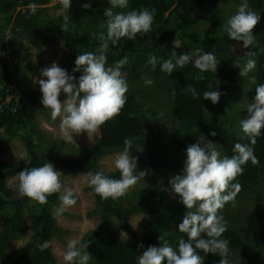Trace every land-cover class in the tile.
I'll return each mask as SVG.
<instances>
[{"label": "trees", "instance_id": "trees-1", "mask_svg": "<svg viewBox=\"0 0 264 264\" xmlns=\"http://www.w3.org/2000/svg\"><path fill=\"white\" fill-rule=\"evenodd\" d=\"M47 2L48 0H0V133L17 134L24 143L26 155L25 163L20 164L0 158V264H65L56 259L50 244L51 237L59 230L52 213L58 194L49 196L48 203L41 205L27 197H21L14 186L6 183L7 178L17 175L24 168L31 169L50 162L68 169L95 173L101 171L95 163V156L101 149L124 147L125 138H132L130 152H135L137 146L142 148L152 165L167 168L174 176L182 172L186 160V156L179 155L177 151H185L189 145L194 144L195 136L220 144L223 154L229 158L234 155L235 143H250L247 137L241 138L234 130L224 126L226 118H218L225 108H231L227 102V94L243 86L242 76L233 69L219 65L216 73H201L194 66V60L183 71L179 70L172 80H168L163 73L152 77L159 90L162 81L168 80L166 90L171 97V110L166 112L177 121L176 129L170 137H166V125L161 122L159 115L149 102L143 100L146 94L141 93L139 96L136 92H131L126 94L127 101L121 113L100 128L98 137L91 144L79 149L78 153L72 147L74 154H80L81 158L67 157L66 149L59 148L51 141L42 144V136L33 122V115L37 108L44 107L24 69L20 65L10 64L3 55V43L16 46L23 38L32 43L48 38L59 39L65 51V69L73 75L76 57L82 52H95L100 47L98 36L101 31L106 35V27L102 29L100 25L106 19L103 12L107 8L101 0H72L69 12L48 17L42 14L45 8L41 6ZM203 2L204 0H128L130 10L155 9L151 31L139 35L151 42L132 48L126 47L122 39L117 45L110 43L106 54L108 66H114L116 61L126 57L127 63L121 71L127 77L134 78L144 70L152 71L150 65L145 66L150 54H154L162 63L164 59L171 57V50L179 55L194 54L193 46L199 45L203 48L214 47L215 52L218 49L227 54L229 46L238 45L241 49L240 59L256 54L253 72L255 83L252 89L255 96L256 86L264 84V47L255 30V42L245 48L242 41L230 40L226 32L215 34L220 25L218 20L211 22L202 31L190 29L198 20L196 10ZM85 3H90L91 7L85 9ZM248 4L250 9H264V0H248ZM32 6H36L35 13L31 11ZM65 14L70 19L67 31L63 32L60 26L64 23ZM175 39L179 41L177 48L173 47ZM214 44H217V49ZM159 69L160 63L155 71ZM198 75L205 78L195 79ZM189 86L200 94L198 99H193L191 93L186 92ZM211 90L222 93L216 104L203 99V93ZM213 130L217 132L214 137L210 135ZM162 137L166 138L165 143ZM62 152L65 153L61 154ZM254 154L259 159V165L254 166L249 161L243 166V174L233 181L242 186V191L264 177V130L257 138ZM104 174L110 178H120L117 169ZM166 183L169 184V181L142 186L137 191L136 198L129 203L102 200L93 190L94 210L99 223L81 237V244H88L85 249L92 255V264H138V257L143 251L149 246L159 247L164 241L178 250L179 241L187 240L186 234L178 229L187 211L179 196L167 191ZM25 211L30 217L28 223L24 218ZM136 212L144 215L143 232L138 238L129 241L112 231L110 217L123 224ZM27 226L30 231L24 244L6 253L12 236L20 234ZM160 236L164 240L160 241ZM202 238L207 237L202 234ZM221 238L227 239L229 248L236 252V261L230 264H264V211L247 213L238 228L227 226V231ZM44 241H48L50 246L41 251L40 244ZM141 244L143 248L138 247ZM197 251L204 256V264H218L221 258L219 255Z\"/></svg>", "mask_w": 264, "mask_h": 264}, {"label": "clouds", "instance_id": "clouds-1", "mask_svg": "<svg viewBox=\"0 0 264 264\" xmlns=\"http://www.w3.org/2000/svg\"><path fill=\"white\" fill-rule=\"evenodd\" d=\"M71 2L72 0H59L62 14L65 11L69 12ZM109 4L110 7L103 12L106 19L100 25L102 29L106 27V35L101 31L98 36L101 41L100 47L95 52H82L75 59L72 71L82 73L78 81L56 62L41 69V76L46 79L34 80V83L39 84L42 93L40 104L50 109L53 121L60 118V131L68 142L73 140V133L79 135L86 132L90 138V135L97 133L106 122L115 119L126 104L128 83L121 68L127 63V58L116 61L114 66H107L105 53L109 44L117 45L122 38L135 40L137 35L147 34L152 29L155 9L114 12V8H127L128 0H109ZM83 7L88 9L91 4L85 3ZM31 11L35 13L34 6L31 7ZM260 18V14L250 9L248 0H243L236 13L226 21L224 31L230 40L242 41L243 46L247 48L255 42L253 30ZM69 19L68 15H63L64 23L60 26L63 32L67 31ZM173 47H179L178 40L173 41ZM199 53L200 50H197L194 66L201 73H216L219 63L217 57L212 52ZM192 60V54L177 56L173 51L172 58L164 59L162 63L154 54H150L145 66L150 65L151 70L155 71L157 64L160 63V71L170 74L176 69H183ZM235 65L240 68V76H247L249 72L255 70L256 61L248 59L242 68L238 62H235ZM204 78L203 75L195 77L198 80ZM252 81L255 83V77H252ZM144 83L150 86L153 80L145 78ZM62 92L66 96L63 101L59 99ZM186 92L191 93L193 99L200 97L192 86H189ZM221 95L222 93L217 90L205 91L203 99L216 104ZM38 97L40 101V96ZM247 110L249 117L241 120V131L250 143H235L234 155L231 158H221L210 140L205 142L200 138V142L187 147L182 172L169 180L171 186L169 191L179 196L180 202L187 210L178 225L179 232L186 234L187 240L179 241L178 250L169 246L167 241L159 247L149 246L138 257V264H165V261L166 264H204V256L197 250L204 254L219 255L221 258L218 264H230L229 241L221 238L227 231V221L220 213L226 204L231 203L235 206L236 196L242 186L233 181L243 174V166L249 161L254 166L259 165V159L254 154V146L264 130V84L256 86L254 99ZM210 135L214 137L217 132L213 130ZM131 147L132 138H125L124 150L115 157L114 167L120 173L119 179L110 178L103 171L87 174L88 186L102 200L115 201L124 197L130 189L135 188L139 179L147 174L145 171H138V175L135 174L137 160L129 155ZM61 174L52 163L46 162L42 166L24 168L18 172L16 182L12 186L21 197H27L41 205L48 203L49 196L59 194V206L53 210V216L58 218L77 203L75 192L62 184ZM202 234L207 238H202ZM159 239L164 240L162 236ZM49 246V242L44 241L40 244V250L43 251ZM138 247L144 246L141 244ZM81 248H88V244H81L75 239L70 240L63 259H56L64 261L65 264H89L92 255L88 251L81 252Z\"/></svg>", "mask_w": 264, "mask_h": 264}, {"label": "rangeland", "instance_id": "rangeland-1", "mask_svg": "<svg viewBox=\"0 0 264 264\" xmlns=\"http://www.w3.org/2000/svg\"><path fill=\"white\" fill-rule=\"evenodd\" d=\"M107 8L110 7L109 0H101ZM243 0H204L202 5L196 10L198 12V20L194 23L190 29L194 31H202L214 20H218L220 25L217 27L215 34L225 33L224 26L226 21L236 13L239 5ZM45 8L42 11V14L48 17H56L61 14L62 6L59 3V0H48L47 3L41 5ZM37 6V7H41ZM25 7V6H21ZM19 7V8H21ZM36 7V6H34ZM256 13L260 14L261 18L258 24L255 26V34L257 35L259 42L262 47H264V9H251ZM114 12H125L131 11L129 7L120 9L114 8ZM20 43L16 46H10L6 43H3L2 53L8 60L10 64L20 65L25 73L26 77L30 80L33 86L37 89L38 95L40 96V102L42 100V93L40 91V86L38 83H34V80L46 79L41 76V69L51 66L53 62L58 63V65L65 69V51L63 43L59 39H44L42 41H37V43H32L26 40L25 38L21 39ZM122 41L127 45L126 47L132 48L135 46H142L143 44H149L150 39H145L142 36L137 35L135 40L122 38ZM216 49L218 48L217 44H214ZM259 46V47H261ZM194 54L193 60L197 58V50H200L199 54L203 52H212L217 59L219 60L218 65L226 68L233 69L240 73V68L235 65V62H238L242 68L248 59H255L256 54L250 55L240 59L241 49L238 45L229 46V53H221L217 49V52L212 48H203L199 45H194ZM109 49V48H108ZM108 49L106 53H108ZM261 49V48H260ZM171 50V57L172 58ZM177 54V53H176ZM227 55V57H226ZM179 56V54H177ZM108 66V64H107ZM183 71V69H176L172 73L167 74L161 72L160 69L156 71L144 70L138 76L134 78H129L124 75L128 83V93L136 92L141 96L146 94L143 97V100L149 102L152 108L156 111V114L159 115L161 122L166 125L167 136L170 137L177 126V121L174 117H171L169 112L166 110H171V97L167 93V84L168 80H172L176 76L177 72ZM254 71L249 72L247 76H242L244 82L243 86L238 90L230 91L227 94V102L231 105V108H225L219 115L218 118H226L227 121L224 122V126L228 129L234 130L237 135L241 138L246 137L241 131V120L247 119L249 113L247 107L252 103L254 96L252 94L253 81L252 77ZM73 73V71H72ZM164 74L165 79L161 83L160 90L157 88L154 83V77L156 74ZM82 73L77 71L73 75L77 78ZM145 78L153 80V83L150 86H146L144 83ZM158 81V80H157ZM59 99L63 101L66 99L65 94L62 92ZM33 122L36 124L39 134L42 136L41 143L44 144L48 141H51L52 144L58 146L59 148H65L67 151V157H76L81 158L80 154H74L72 147L76 148L78 153L79 149L91 144L95 137H98L99 132L91 134L88 138L87 133H81L79 135L73 133V140L71 142L66 141L60 131V118L53 121L50 116V109L47 108H37L33 115ZM172 133V134H171ZM200 138L206 142L207 139H204L200 136H195L193 138L194 143L200 142ZM163 142H166V138H163ZM214 147L219 151L220 157H226L223 154V151L220 147V144L213 142ZM203 146V144H201ZM124 150V147L115 146L111 148L101 149V152L95 156V163L99 170L103 172H109L115 169L114 160L115 157ZM100 151V149H99ZM179 155L186 156L185 151H177ZM65 152H62L63 154ZM175 153V152H173ZM131 157H135L137 160V172L145 171L147 174L144 178H140L135 188L130 189L127 195L118 199L119 201H124L126 203L131 202L137 191L144 185L156 184L158 181L167 180L169 181L172 177L171 173L167 168H161L158 165H152L148 158V154L140 147H136L135 152H130ZM25 148L24 143L17 134H5L0 133V158L13 163H25ZM54 167L60 171L61 182L64 187L71 188L75 194L77 203L64 212L60 217H54V221L58 226V232L52 238L51 250L56 258L63 259V255L67 250V245L70 240H79L81 243V236L88 230L92 229L99 223L98 215L95 213V198L93 196V189L88 186L87 183V171H80L74 169H68L61 166ZM16 176L13 175L7 178L6 183L8 185H14L16 182ZM167 191L170 189V184L166 183ZM136 198V197H135ZM59 194L58 198L53 204L52 213L55 207L59 206ZM187 211V210H186ZM252 211H264V177H261L254 184H251L248 189L241 190L236 196V203L233 206L231 203L226 204L220 214L223 215L224 220L227 221V226L238 228V226L243 222L244 216ZM25 221L29 222V215L27 211L24 212ZM110 228L115 234L123 239L133 241L138 238L143 232L144 225V215L140 212H136L130 215L123 224L118 223L113 217L109 218ZM136 226V227H133ZM0 228V232H1ZM30 228L29 226L20 233L13 235L10 241V245L6 249V253L11 252L15 248L24 244L29 236ZM79 248L80 245H77ZM81 252H86L85 248L80 249ZM230 263L236 261V252L230 248L228 255ZM89 264H92V258L89 261Z\"/></svg>", "mask_w": 264, "mask_h": 264}]
</instances>
